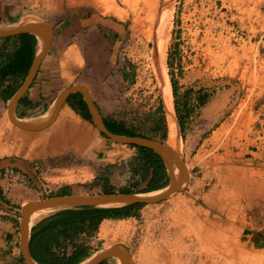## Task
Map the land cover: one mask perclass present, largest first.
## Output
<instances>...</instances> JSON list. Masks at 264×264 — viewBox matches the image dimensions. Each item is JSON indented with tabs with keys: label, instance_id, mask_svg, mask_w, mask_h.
Wrapping results in <instances>:
<instances>
[{
	"label": "rangeland",
	"instance_id": "1",
	"mask_svg": "<svg viewBox=\"0 0 264 264\" xmlns=\"http://www.w3.org/2000/svg\"><path fill=\"white\" fill-rule=\"evenodd\" d=\"M5 1L4 24L16 22L3 11L12 3L51 31L75 11L124 25L116 46L115 37L106 43V27L82 35L84 65L63 88L85 84L100 118L166 142L186 166L182 190L143 205L135 217L109 221L98 238L85 236L90 253L122 244L128 264H264V0ZM16 18L27 20L19 10ZM113 47L116 65L101 76L95 69ZM60 91L40 99L53 103ZM185 115L181 132L178 117ZM7 158L27 160L35 173L32 180L9 172V184L24 188L0 201V264H25L19 220L26 205L62 191L146 187L137 149L111 141L91 116L85 120L67 104L49 125L27 131L10 121L8 101L0 98V160ZM109 260L116 264V257Z\"/></svg>",
	"mask_w": 264,
	"mask_h": 264
},
{
	"label": "water",
	"instance_id": "2",
	"mask_svg": "<svg viewBox=\"0 0 264 264\" xmlns=\"http://www.w3.org/2000/svg\"><path fill=\"white\" fill-rule=\"evenodd\" d=\"M25 31H30L34 34L36 44L34 58L28 74L21 86L8 102V117L15 126L24 130H39L46 127L53 121L59 109L66 103L67 98L72 94L80 93L85 105L87 106L91 120L94 122L101 134L118 144L150 149L160 156L165 166L166 162L164 158H167L174 164L177 170V176L173 182H170L169 179L167 185L150 191L97 194L72 193L44 198L26 205L22 210L19 220V248L25 264H39L30 253L29 238L31 227L40 220L65 210L83 208H117L134 204L146 205L160 203L183 189L187 178V171L181 154L169 147L166 142H160L158 140L142 136L117 134L110 131L100 118L96 105L90 96L89 89L84 84H74L61 90L50 108L40 116L30 118L17 117L14 113L15 106L26 90L30 87L45 51L46 42L48 43L50 38L49 29L45 22L39 19H27L14 24L0 26V39ZM111 257L117 258V264L129 263L127 248L122 244H111L98 249L79 264H97L99 261Z\"/></svg>",
	"mask_w": 264,
	"mask_h": 264
},
{
	"label": "trees",
	"instance_id": "3",
	"mask_svg": "<svg viewBox=\"0 0 264 264\" xmlns=\"http://www.w3.org/2000/svg\"><path fill=\"white\" fill-rule=\"evenodd\" d=\"M35 42V36L30 31L0 39V86L3 85L8 77H26L34 57ZM171 82L173 95L176 96V81L172 78ZM12 94L11 92L9 96L0 95V97L7 100ZM66 104L83 119L90 120V114L80 93L70 95L66 100ZM175 109L179 113L177 102H175ZM186 119V115L178 117L181 132H183ZM159 123H162L161 119ZM105 126L117 134L145 137V135L137 134L132 129L126 128L119 121H106ZM132 147H135L138 151L136 163L139 167L137 170L140 172L139 181L146 180L147 176L150 175L142 192L167 185L169 177L166 166L160 156L147 148ZM112 192L114 191H105L104 193ZM119 192L128 193L133 191L127 188ZM65 194L72 193L62 191L58 195ZM142 206L143 204H134L117 208H83L52 214L31 229L30 253L39 264H74L85 250L84 246L78 243L81 237L93 235L104 219L135 217ZM83 233L84 235H82ZM69 246L70 249H68ZM20 260L23 261L22 257H20ZM97 264H106V262L101 260Z\"/></svg>",
	"mask_w": 264,
	"mask_h": 264
},
{
	"label": "crops",
	"instance_id": "4",
	"mask_svg": "<svg viewBox=\"0 0 264 264\" xmlns=\"http://www.w3.org/2000/svg\"><path fill=\"white\" fill-rule=\"evenodd\" d=\"M3 1L5 0H0V3H2ZM9 8L10 5L3 9L5 14H8ZM16 10H14L15 19H16ZM74 13L75 16L69 22L66 20H62L59 21L57 24H54L52 31L50 30L49 23L45 22L48 26L49 37L51 39L50 42L49 41L48 43L46 42L45 51L43 53L38 70L30 87L26 90L24 95L20 98V100L17 102L15 106L14 113L17 117L20 118L37 117L45 113L50 108L52 103H48L47 105H45L44 104L45 100H41L40 98L48 96L49 93H51L52 89L59 90L60 88V90H63L64 89L63 86H66V83L69 80H71L70 78L71 74H73V77H76V75L78 74V70L82 68V65H84V58L81 53L80 47L82 46L81 45L82 39L84 40L82 35L86 31L89 30L91 31V33H94L95 31H100L101 29H103V27L108 28V33L102 30L101 33L105 38L106 43L108 44H110L111 40L113 41L112 38L115 37V41H113V43L115 42L114 43L115 46L119 42L117 41V38L120 37L121 33L125 31L124 25L120 23H115L112 20L109 19L107 20L104 18H102V20H99L93 17V15L87 17L84 15L85 13L84 11H81L80 13L75 11ZM0 18H4L2 14H0ZM17 21L19 20L16 19V22ZM14 23H8V24L0 23V26L14 24ZM114 47L112 49V52L108 54L107 57L108 60L105 63V65L97 67L95 69V71L101 74V76H107L109 73L112 72L113 66L116 65L118 58V47L116 48ZM58 53H60L59 57H57ZM66 54L68 55V57L66 58L65 62H63V57ZM84 55L86 57L88 56L86 52ZM89 55L93 57L95 53L94 55L93 53ZM123 75L124 78L126 79L127 73L124 72ZM22 79L23 78L19 76L8 77V79L3 83V85L0 86V95L9 96L11 92L14 94L21 86L20 84L22 82ZM13 94L7 100L2 99L1 97L0 98L2 100L9 102V99L13 96ZM37 109H40V111H36ZM27 131H38V130H27ZM9 172H15L17 177L21 176V177H26L27 179L34 180V176H33V173H35L34 168L30 165V163L27 160L20 158H7L0 160V201L1 202L5 201L6 198L7 199L11 198L12 200H14L19 195L20 196L23 195L22 192L24 187L22 186V183H20L21 187L19 184H13V185L9 184L8 182L10 181ZM149 177L150 175H148L146 180H144L146 184ZM57 195L58 194L51 195L50 197ZM113 220L115 219L102 220L94 236L93 235L91 236L98 238L101 231H103L109 225V221H113ZM39 222H37L35 225H37ZM34 226H32L31 229ZM31 229H30V234H31ZM82 235H84V233ZM91 236L88 238H91ZM84 239L86 242L87 238H85V235L78 240V243L81 244V246H84L85 250L83 255H80V257H78V259L76 260V262H74V264H79L92 255V253H90L91 249L87 248V246H85V244L82 243ZM75 242L77 241L75 240ZM68 248H70V246ZM109 259L110 258H106L103 261H105L106 264H112Z\"/></svg>",
	"mask_w": 264,
	"mask_h": 264
},
{
	"label": "bare ground",
	"instance_id": "5",
	"mask_svg": "<svg viewBox=\"0 0 264 264\" xmlns=\"http://www.w3.org/2000/svg\"><path fill=\"white\" fill-rule=\"evenodd\" d=\"M17 8L14 6V4H10V8L8 9V15L9 14H11V16H12V19H14V21H16V19H15V14H14V10H16ZM19 11H20V13H21V15L23 16V18L25 19V18H27L28 20H30V19H33V17L32 16H30V14L31 13H24L23 12V10L22 9H18ZM161 54H162V52H160ZM161 58H162V55H161ZM156 62H158V60L156 61ZM156 69V68H155ZM159 69V68H158ZM165 76V75H164ZM165 78V77H164ZM164 83H166V81L164 80ZM166 85V84H165ZM168 87V86H167ZM165 90H167V89H165ZM168 93V99H170L169 97V92H167ZM166 97V96H165ZM167 98V97H166ZM168 99H166L167 101H168ZM167 101H166V104H167ZM171 105V104H170ZM167 106H168V104H167ZM168 114H169V117H170V122H171V126H173V122H175L174 121V118H173V114H172V111H171V109H170V107L168 106ZM173 121V122H172ZM170 128H172V127H170ZM174 128V127H173ZM174 130H175V128H174ZM178 131V130H177ZM170 137V136H169ZM170 147V146H169ZM173 149V148H172ZM175 149V148H174ZM164 160H165V162H166V166H167V171H168V175H169V177L170 178H172V179H176V176H177V170H176V168H175V166H174V164L172 163V162H170L167 158H164ZM116 264H117V258H116Z\"/></svg>",
	"mask_w": 264,
	"mask_h": 264
},
{
	"label": "flooded vegetation",
	"instance_id": "6",
	"mask_svg": "<svg viewBox=\"0 0 264 264\" xmlns=\"http://www.w3.org/2000/svg\"><path fill=\"white\" fill-rule=\"evenodd\" d=\"M17 19V18H16ZM102 119V121H103V123H104V125H105V122H106V120L104 119V118H101Z\"/></svg>",
	"mask_w": 264,
	"mask_h": 264
}]
</instances>
